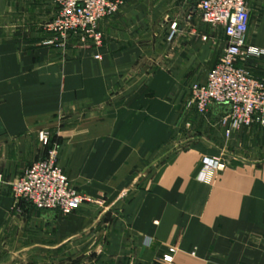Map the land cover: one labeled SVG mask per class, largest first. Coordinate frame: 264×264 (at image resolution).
<instances>
[{
    "label": "crops",
    "instance_id": "crops-1",
    "mask_svg": "<svg viewBox=\"0 0 264 264\" xmlns=\"http://www.w3.org/2000/svg\"><path fill=\"white\" fill-rule=\"evenodd\" d=\"M110 1L96 48L76 34L54 40L43 27L50 0H0V249L51 258L91 241L98 257L88 264H159L169 247L175 264H264V125L227 135L221 107L206 116L185 107L222 33L187 21V0ZM248 3L247 41L262 51L248 61L264 79V0ZM49 128L61 141L57 165L84 195L114 191L137 171L120 230L104 231L88 201L63 217L13 200L9 184L46 155L37 133ZM205 157L224 169L202 179Z\"/></svg>",
    "mask_w": 264,
    "mask_h": 264
},
{
    "label": "built area",
    "instance_id": "built-area-1",
    "mask_svg": "<svg viewBox=\"0 0 264 264\" xmlns=\"http://www.w3.org/2000/svg\"><path fill=\"white\" fill-rule=\"evenodd\" d=\"M56 7L52 18L43 27L54 40L64 43L68 35L76 34L82 41H90L98 48L102 34L98 23L115 11L117 3L110 0H50ZM190 10L185 19L217 29L223 35V47L215 65L209 69L202 82L189 86L185 107L206 116L214 106L222 108L218 123L227 135L250 126L254 122L264 125V79L253 76L247 65L262 51L247 41L249 29V0H187ZM177 23L170 24L168 38L174 35ZM201 39L208 40L207 35ZM52 42L51 39L45 43ZM95 58H100L99 54ZM38 140L46 143L43 131ZM55 150L30 162L10 184L13 200L24 201L42 211H53L67 216L79 209L89 198L69 184L63 170L56 163ZM219 158L202 159L200 175L206 178L215 170L224 169ZM1 182V176H0ZM174 247H169L160 257L159 264L174 263Z\"/></svg>",
    "mask_w": 264,
    "mask_h": 264
},
{
    "label": "rangeland",
    "instance_id": "rangeland-1",
    "mask_svg": "<svg viewBox=\"0 0 264 264\" xmlns=\"http://www.w3.org/2000/svg\"><path fill=\"white\" fill-rule=\"evenodd\" d=\"M222 44V42H219ZM247 65L250 67V62L248 61ZM79 119L75 118L69 123L78 121ZM56 128H49L45 130L46 143L42 144L39 140L40 146L44 148L43 154H46L47 151L53 149L56 153L55 160L57 161V154L60 150L61 141L59 136L56 134ZM38 134V133H37ZM63 170V169H62ZM65 171V170H64ZM65 173V172H64ZM137 171H133L127 178H124L121 183L118 184V187L114 191H97L94 195H86L89 200L88 202L96 205L97 212L102 213L101 219H103L104 224L102 229L105 231L107 228L113 227L116 230H120L123 215V207L130 201H132V196L134 192L137 191L138 185H142V182H138L136 177ZM66 175V174H65ZM69 184L75 187L73 181L68 178L66 175ZM105 240L98 241L100 247H104ZM91 241H88L86 245L82 246L80 250L73 251V248L64 250V252L59 251L57 255H54L51 260L50 256L41 255H24L23 253H14L15 250L12 247H2L0 249V264H41L45 263L46 260L51 262V264H72L73 257H79L80 264H88L90 260L96 259L95 256L97 251L94 250L95 244L86 248ZM102 252V250H101ZM80 253V256L77 254ZM44 259V260H43ZM78 259V258H77ZM76 264L79 262L76 261Z\"/></svg>",
    "mask_w": 264,
    "mask_h": 264
}]
</instances>
